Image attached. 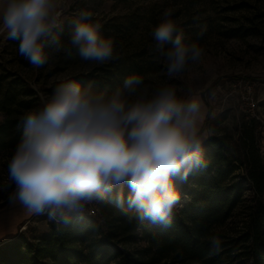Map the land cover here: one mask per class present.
<instances>
[{"label": "clouds", "instance_id": "9594fccd", "mask_svg": "<svg viewBox=\"0 0 264 264\" xmlns=\"http://www.w3.org/2000/svg\"><path fill=\"white\" fill-rule=\"evenodd\" d=\"M91 10L68 21L67 44L96 64L116 58L113 38ZM57 0H2L0 33L16 40L34 67L68 51ZM153 51L164 58L167 81L152 87L128 75L111 91L69 80L42 96L17 121L22 135L6 160L0 194L30 215L46 216L58 228L87 223L89 209L111 203L129 222L170 228L183 201L182 184L209 167L204 145L203 93L169 81L181 80L204 49L166 9L151 32ZM208 100L214 90H205ZM221 249L219 233L209 237Z\"/></svg>", "mask_w": 264, "mask_h": 264}, {"label": "rangeland", "instance_id": "374dc122", "mask_svg": "<svg viewBox=\"0 0 264 264\" xmlns=\"http://www.w3.org/2000/svg\"><path fill=\"white\" fill-rule=\"evenodd\" d=\"M168 8L175 10L186 36L204 49L201 61L191 64L181 80L174 78L169 82L204 94V126L210 135L229 136L233 156H240L239 136L252 117L241 100L239 81L243 78L253 83L258 101L255 116L260 121L255 132L260 133L264 148V0H57L63 24L62 39L68 51L54 54L46 65L37 68L19 54L18 41L0 33V72H10V78L18 79L24 92L35 91L30 97L38 96L39 100H34L33 107L59 83L82 73H106L116 63L124 61H132L144 83L156 87L168 77L164 58L153 51L155 41L151 32ZM80 9L91 10L101 19L103 33L114 40V60L105 64L86 61L67 44L68 21ZM205 90H214L215 98L209 101ZM29 109L19 111L15 117L19 118ZM5 118L0 111V123ZM12 151L0 152V179ZM237 172L242 175L245 166ZM244 196L250 197V191L245 190ZM6 200V195L0 194V211L10 208ZM245 202L247 204L248 200ZM243 214V208L239 207L228 222L229 229L241 225ZM18 221L19 238L25 243L23 250L31 249L42 234L51 230L46 216L29 215ZM14 241L0 245V261L4 264L19 262V254L12 246Z\"/></svg>", "mask_w": 264, "mask_h": 264}, {"label": "trees", "instance_id": "16d2710c", "mask_svg": "<svg viewBox=\"0 0 264 264\" xmlns=\"http://www.w3.org/2000/svg\"><path fill=\"white\" fill-rule=\"evenodd\" d=\"M139 73L132 61H124L106 73H82L58 85L93 81L96 88L111 91L128 75ZM11 75L0 72V111L6 115L0 123V152L14 150L22 135L15 116L39 100L30 97L34 90L24 92ZM257 122L256 117L247 120L239 136L240 156L232 155L228 135H210L204 145L209 167L181 185L190 201L178 209L170 228L129 222L124 211L108 203L99 206L98 215L87 216L88 224H99L95 230L78 224L58 228L49 221L51 230L29 250H23L24 240L17 233L5 242L16 239L12 245L19 254L16 264H264V148L255 132ZM242 166L245 172L239 175ZM245 190L250 197L244 196ZM239 207L242 223L229 229ZM216 233L222 244L213 252L209 237Z\"/></svg>", "mask_w": 264, "mask_h": 264}, {"label": "crops", "instance_id": "0c3cea01", "mask_svg": "<svg viewBox=\"0 0 264 264\" xmlns=\"http://www.w3.org/2000/svg\"><path fill=\"white\" fill-rule=\"evenodd\" d=\"M5 202L9 203L8 200ZM9 207H5L0 211V245L19 233L16 225L17 221L30 215L18 205L10 204Z\"/></svg>", "mask_w": 264, "mask_h": 264}, {"label": "built area", "instance_id": "2783aa9c", "mask_svg": "<svg viewBox=\"0 0 264 264\" xmlns=\"http://www.w3.org/2000/svg\"><path fill=\"white\" fill-rule=\"evenodd\" d=\"M239 85L242 88L240 91L241 100L243 104L246 106L247 110L251 112L252 117H254L256 114L255 112H256V107H257V102H258L255 98V93H254L255 85L253 83H250V81L248 80H244L243 78L240 79ZM184 202L185 201H183V203ZM98 214H99V207H92L89 209L88 215L95 216Z\"/></svg>", "mask_w": 264, "mask_h": 264}]
</instances>
